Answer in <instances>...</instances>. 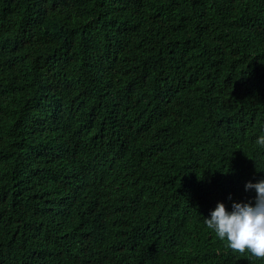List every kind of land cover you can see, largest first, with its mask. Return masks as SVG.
Here are the masks:
<instances>
[{
	"label": "trees",
	"instance_id": "1",
	"mask_svg": "<svg viewBox=\"0 0 264 264\" xmlns=\"http://www.w3.org/2000/svg\"><path fill=\"white\" fill-rule=\"evenodd\" d=\"M262 123L264 0H0V264H264Z\"/></svg>",
	"mask_w": 264,
	"mask_h": 264
},
{
	"label": "clouds",
	"instance_id": "2",
	"mask_svg": "<svg viewBox=\"0 0 264 264\" xmlns=\"http://www.w3.org/2000/svg\"><path fill=\"white\" fill-rule=\"evenodd\" d=\"M255 143L264 148V123ZM244 188L254 190L255 195L249 200H231L229 196L230 208L217 201L208 215L202 216L203 222L229 248L264 258V178L246 181Z\"/></svg>",
	"mask_w": 264,
	"mask_h": 264
}]
</instances>
